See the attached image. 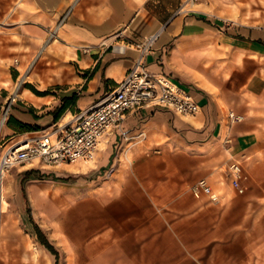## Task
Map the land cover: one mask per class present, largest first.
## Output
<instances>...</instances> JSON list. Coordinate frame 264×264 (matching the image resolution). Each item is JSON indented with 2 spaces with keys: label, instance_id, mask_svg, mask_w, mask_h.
Returning a JSON list of instances; mask_svg holds the SVG:
<instances>
[{
  "label": "crops",
  "instance_id": "1",
  "mask_svg": "<svg viewBox=\"0 0 264 264\" xmlns=\"http://www.w3.org/2000/svg\"><path fill=\"white\" fill-rule=\"evenodd\" d=\"M84 2H74L80 5L78 11L63 22L54 40L82 70H90L85 81L77 76L68 83L62 99L73 94L78 98L63 115L65 120L102 101L133 68L137 49L119 55L98 47L104 40L113 41L128 24L127 38L161 32L147 57L148 70L184 87L202 110L183 117L145 106L129 113L104 141L95 166L82 173L89 180L71 186L86 217L87 250V255H74L73 264H176V255H186L182 259L191 264L198 259L195 255H229L240 243L238 213L244 197L231 188L226 171L233 161L264 164V0H201L194 3L195 10L185 12L189 0ZM70 3H26L14 17L0 59L29 60L41 51L26 71L28 79L42 50L55 43L49 28ZM149 3L158 10L149 11ZM88 47L89 53L80 51ZM36 82L46 84L40 77ZM230 112L245 120L231 123ZM12 116L37 129L24 136L62 123L52 114L47 119ZM12 133L17 135L9 127L7 134ZM70 166L60 170L81 174L65 169ZM202 179L222 194L223 203L193 196L191 187ZM33 197L41 206L42 197L36 192ZM243 206L244 211L250 207ZM33 263L42 259L35 257Z\"/></svg>",
  "mask_w": 264,
  "mask_h": 264
},
{
  "label": "rangeland",
  "instance_id": "2",
  "mask_svg": "<svg viewBox=\"0 0 264 264\" xmlns=\"http://www.w3.org/2000/svg\"><path fill=\"white\" fill-rule=\"evenodd\" d=\"M29 1L31 0H0V48L7 49L8 33L15 26L14 17ZM75 1L72 0V3L67 5L60 21L49 28L50 40H57L56 33L63 22L73 11H78L80 5L74 6ZM84 1L86 0H79V3H85ZM189 2L191 5L184 12L195 10L194 3L198 4L201 0H195L193 3L189 0ZM156 6L149 3L147 8L149 11H157ZM141 10L139 9L136 14L139 15ZM177 10L181 12L183 7L180 6ZM129 27L130 24L116 33L113 41L104 40L98 47L101 48L104 43L116 44L118 41L132 43L134 40L146 37L133 35L127 38L125 31ZM118 35L122 37L119 38ZM87 50L89 51L90 48L80 49L83 54L89 53ZM42 51L43 57L36 61L34 67L29 70V78L24 81L26 71L41 51L33 53L29 60H22L16 56L5 60L0 59V121L5 116L6 110L9 111L0 134V153L12 142L27 137L23 134H7L8 121L13 113L21 117L31 114L37 119H47L62 104L64 91L70 86L68 83L78 80L77 76L83 81L90 76V70H82L71 60L72 56L67 54L66 48H60L58 42ZM38 77L45 81L46 86L36 82ZM18 84L21 86L12 101ZM69 119L70 116L66 120L64 116L62 122L65 123ZM94 166L95 164L65 167V169L80 171L81 174L78 176L72 172L61 171L60 169L64 166L44 167L42 164L22 165L11 170L4 180L3 202L1 203L0 200V211L2 207L5 211L0 219V225L4 226V231L2 233L0 231V264H34L35 257L42 259L41 264H56V257L33 235L34 227L30 218L40 226L49 241L59 251V264H73L76 257L74 255H87L86 217L81 208L77 207V197L74 196L77 192L72 190L71 186L78 180H83L85 184L89 179L82 173L88 172ZM242 166L247 177V191L238 196L244 197V201L239 202L238 213L240 243L235 247L236 249L233 247L231 253L228 252L229 255H195L198 259L191 260V264H208L209 262L211 264H264V164L256 166L242 163ZM31 171L36 172L29 174ZM24 179L29 180L26 182V191L31 208L30 213L22 193ZM34 192L42 197L41 206L34 199ZM246 204L250 207L244 211L243 205ZM81 237L84 243H72V239L76 241ZM185 256L176 255V264H185L186 260L182 259Z\"/></svg>",
  "mask_w": 264,
  "mask_h": 264
},
{
  "label": "built area",
  "instance_id": "3",
  "mask_svg": "<svg viewBox=\"0 0 264 264\" xmlns=\"http://www.w3.org/2000/svg\"><path fill=\"white\" fill-rule=\"evenodd\" d=\"M160 35L161 32L158 31L132 43H104L101 47L119 55H125L130 47L139 51V57L126 77L92 108L78 112L65 123L55 124L46 132L30 134L25 139L12 142L1 151V203L5 177L13 168L35 164H42L44 167L95 164L104 141L133 111L152 106L167 109L183 117H195L201 113V106L184 87L169 77L155 75L148 70L147 57ZM117 37L121 38L122 35ZM8 112L6 110L4 114V123ZM229 120L234 124L243 122L245 118L230 112ZM226 174L231 188L238 195L246 193L247 177L241 162L233 161ZM190 190L196 199L207 198L213 204H221L224 200L222 194L217 193L206 179L198 181Z\"/></svg>",
  "mask_w": 264,
  "mask_h": 264
},
{
  "label": "trees",
  "instance_id": "4",
  "mask_svg": "<svg viewBox=\"0 0 264 264\" xmlns=\"http://www.w3.org/2000/svg\"><path fill=\"white\" fill-rule=\"evenodd\" d=\"M93 73H94V71H93ZM93 73H91V76L93 75ZM77 98H78L77 94H73L69 97L62 99V104L56 110H54L51 113L55 122H58L63 117V115L68 111V109L75 105ZM8 126L14 128L16 130L17 134H24V133H29V132L37 130V129H35V127H33L29 124H25V123L17 120L16 118H14L13 116L9 119ZM35 172L36 171H31V173H29V174H33ZM27 181H29V180L24 179L22 181V193H23L24 199L26 201V204L28 206L27 207L28 212L30 213L31 208L29 207L28 198H27V191H26V182ZM30 222L34 227L33 235L36 236L38 242L42 246H44L48 251H50L56 257V264H59V259H60L59 251L49 241V239L46 236V234L44 233V231L40 228L39 225H37L34 222V220L32 218H30Z\"/></svg>",
  "mask_w": 264,
  "mask_h": 264
},
{
  "label": "bare ground",
  "instance_id": "5",
  "mask_svg": "<svg viewBox=\"0 0 264 264\" xmlns=\"http://www.w3.org/2000/svg\"><path fill=\"white\" fill-rule=\"evenodd\" d=\"M27 79V76H24V78H23V81L24 80H26ZM20 84H18V86H17V88L15 89V91H14V95H13V98H12V101L14 100V97L17 95V91H18V89L20 88ZM3 127H4V117H3V119L1 120V122H0V134H1V132H2V129H3ZM7 207H8V204H7ZM5 211L3 210V207L1 208V211H0V219H1V217H2V214L4 213ZM0 230H1V232L4 230V227L3 226H1V228H0Z\"/></svg>",
  "mask_w": 264,
  "mask_h": 264
}]
</instances>
